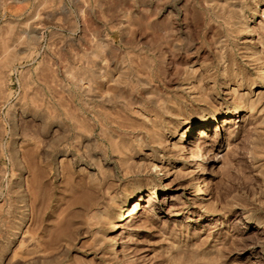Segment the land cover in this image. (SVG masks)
I'll return each instance as SVG.
<instances>
[{"label": "rangeland", "instance_id": "1", "mask_svg": "<svg viewBox=\"0 0 264 264\" xmlns=\"http://www.w3.org/2000/svg\"><path fill=\"white\" fill-rule=\"evenodd\" d=\"M263 2L0 0V264H264Z\"/></svg>", "mask_w": 264, "mask_h": 264}, {"label": "bare ground", "instance_id": "2", "mask_svg": "<svg viewBox=\"0 0 264 264\" xmlns=\"http://www.w3.org/2000/svg\"><path fill=\"white\" fill-rule=\"evenodd\" d=\"M224 2H225V0H224ZM264 3V2H263ZM234 6V5H233ZM258 8V7H257ZM254 9H256V8H254ZM257 11V10H256ZM261 12H262V10H261ZM254 13V12H253ZM238 18V17H237ZM236 19V18H235ZM244 19V18H243ZM249 19V18H248ZM239 21V20H238ZM241 22V21H240ZM242 24V23H241ZM247 24V23H246ZM245 25V24H244ZM250 25V24H249ZM246 26V25H245ZM245 29V28H244ZM243 29V30H244ZM251 29H253V28H251ZM264 37V36H263ZM250 38V37H249ZM247 39H245V41H246ZM262 43H264V40L262 41ZM262 45V44H261ZM253 48V47H252ZM257 48V47H256ZM251 50V49H250ZM255 51H257V50H255ZM262 51V50H261ZM244 53V52H243ZM262 53V52H261ZM246 54V53H245ZM248 54H249V52H248ZM254 54H255V52H254ZM251 56V55H250ZM264 56V55H263ZM255 58V57H254ZM262 59H263V57H262ZM261 59V60H262ZM246 60V59H245ZM258 60H260V59H258ZM250 62V61H249ZM252 62H253V60H252ZM261 62H263V61H261ZM245 63V62H244ZM256 63H257V61H256ZM253 64V63H252ZM263 65V64H262ZM261 65V66H262ZM249 66V65H248ZM252 66V65H251ZM261 68V67H260ZM258 69V68H257ZM259 70V69H258ZM261 70V74L262 75H264V67H263V69L261 68L260 69ZM256 71V70H255ZM222 74V73H221ZM233 75V74H232ZM239 76V75H238ZM241 76V75H240ZM260 76V75H259ZM234 78V77H233ZM241 78V77H240ZM256 78H257V76H256ZM236 80V79H235ZM241 80H243V79H241ZM264 80V79H263ZM244 81V80H243ZM236 82V81H235ZM245 82V81H244ZM248 82V81H247ZM255 82V81H254ZM191 83H193V82H191ZM249 83V82H248ZM186 84V83H185ZM184 84V85H185ZM190 84V83H189ZM246 84V83H245ZM254 84V83H253ZM232 85V84H231ZM240 85V84H239ZM242 85V84H241ZM187 86V85H186ZM233 86V85H232ZM237 86V85H236ZM248 86H250L249 84H248ZM189 87V86H188ZM193 87H195V86H193ZM231 87V86H230ZM251 87V86H250ZM254 87V86H253ZM190 88V87H189ZM192 88V87H191ZM190 88V89H191ZM254 89V88H253ZM256 89V88H255ZM193 90V89H192ZM252 90V89H251ZM192 92V91H191ZM227 92V91H226ZM231 92H232V90H231ZM236 92V91H235ZM242 92V91H241ZM246 92H248L249 93V91H246ZM237 93V92H236ZM244 93H245V91H244ZM262 93V92H261ZM260 93V94H261ZM99 94V93H98ZM230 94V93H229ZM259 94V93H258ZM232 95V94H231ZM233 95H235V94H233ZM241 95V94H240ZM251 95H253V94H251ZM257 95V94H256ZM229 96V95H228ZM238 96H236L235 97V99L237 98ZM241 97V96H240ZM246 97V96H245ZM241 99V98H240ZM240 99H239V101H240ZM249 99V98H248ZM247 99V100H248ZM254 99H255V97H254ZM256 99H257V97H256ZM252 100V99H251ZM250 100H248V102H249ZM251 102V101H250ZM255 102V101H254ZM237 103V102H236ZM242 103V102H241ZM246 104V103H245ZM254 106V105H253ZM248 107V106H247ZM246 107V108H247ZM252 108V107H251ZM244 109V108H243ZM248 109V108H247ZM253 109V108H252ZM262 110V109H261ZM248 111V110H247ZM261 112V111H260ZM229 114V113H228ZM228 114H227V116H228ZM213 121V120H212ZM217 121V120H216ZM227 122V121H226ZM193 123V122H192ZM213 123V122H212ZM196 125H198V124H196ZM195 125V126H196ZM203 125V124H202ZM200 126V125H199ZM210 126H211V121H207V122H205V125L203 126V127H198L197 129V140H199V139H205L206 138V136H207V133L209 132V130H210ZM195 128V127H194ZM188 130V129H187ZM191 130V129H190ZM186 132V131H185ZM184 134V133H183ZM188 135V134H187ZM180 137H182V135H180ZM188 137V136H187ZM179 140V139H178ZM181 140V139H180ZM189 141V140H188ZM191 141V140H190ZM189 141V142H190ZM197 142V141H196ZM200 142V141H199ZM185 143V142H184ZM183 143V144H184ZM193 143L195 144V142L194 141H191L190 143H188L187 142V144L186 145H184V148H186L187 149V154H188V159H189V161L190 160H194L195 159V154H194V150L192 151H188V147H191V146H193ZM185 150V149H184ZM186 154V155H187ZM187 158V157H186ZM198 160V159H197ZM195 162V161H194ZM193 164V163H192ZM197 181V180H196ZM198 182V181H197ZM198 184V183H197ZM196 185V184H195ZM202 186V185H201ZM203 187V186H202ZM156 191V190H155ZM159 192V191H158ZM151 193H154V192H151ZM160 194L161 195H163V194H165V192H160ZM154 194H152V196H153ZM207 191H206V189H205V187L204 188H201L200 190H199V193H198V197H197V199H199V200H201V199H203V198H205V197H207ZM169 197V196H168ZM137 205H139V204H135L134 203V205H133V207H132V210H135L136 209V207H137ZM126 208V207H125ZM120 211V216H121V213H123V211L124 210H122V208H121V210H119ZM134 212V211H133ZM133 212H129L128 214H126V218H129V220L127 221V223H130L131 221L133 222V219H135V218H133L132 217V219L129 217L130 215H132V214H130V213H133ZM118 213V212H117ZM119 216V217H120ZM116 219V218H115ZM137 219V218H136ZM258 228V227H257ZM122 243V242H121ZM122 248H123V246L121 245V244H119V242H117V241H115V240H113L112 242H110V244H109V248H108V253L110 254V256L112 255V256H114V257H117V256H119V255H122L121 253H123L122 252Z\"/></svg>", "mask_w": 264, "mask_h": 264}]
</instances>
